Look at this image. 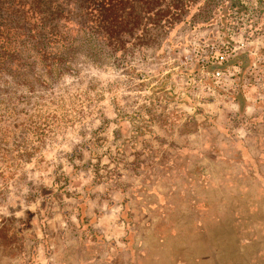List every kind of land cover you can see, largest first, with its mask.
Segmentation results:
<instances>
[{
	"label": "rangeland",
	"instance_id": "1",
	"mask_svg": "<svg viewBox=\"0 0 264 264\" xmlns=\"http://www.w3.org/2000/svg\"><path fill=\"white\" fill-rule=\"evenodd\" d=\"M240 3L119 57L0 43V264H264V0Z\"/></svg>",
	"mask_w": 264,
	"mask_h": 264
},
{
	"label": "trees",
	"instance_id": "2",
	"mask_svg": "<svg viewBox=\"0 0 264 264\" xmlns=\"http://www.w3.org/2000/svg\"><path fill=\"white\" fill-rule=\"evenodd\" d=\"M210 7L227 16L242 6L240 0H0V43L48 58L55 45L71 46V35L91 33L119 57L196 15L207 17Z\"/></svg>",
	"mask_w": 264,
	"mask_h": 264
},
{
	"label": "crops",
	"instance_id": "3",
	"mask_svg": "<svg viewBox=\"0 0 264 264\" xmlns=\"http://www.w3.org/2000/svg\"><path fill=\"white\" fill-rule=\"evenodd\" d=\"M245 98H246L247 102H249V105H247V107L245 109V114L248 117H251L254 114H261L262 113L261 109L257 108V106L254 104V101L252 100L251 97H249L248 95H246ZM93 195H94V197L89 200L88 204H86L87 205L86 213H87V216H89V217H91V215L94 214V212H95L96 209H97V211H103L104 202L102 203L101 208H99L100 210L98 208H95L96 206H93L92 203L95 202V200L97 199V197H99V198H101V200L103 199V201H105L104 196L106 195V192H102L100 194V192L98 190V192H96ZM102 219H105V217L100 216L99 218H97V220L95 221V223H93L94 226L92 225L95 228V230L98 231V233H99V231H101L102 233H105V236L106 235L107 236L108 235H111L110 238H115V236L124 237L123 235H126V232L124 230L125 228L124 227H120V226H119L118 229H115V228L112 229V232H111V230H98V225H99V223L101 224L100 221ZM117 222L119 223V221H117ZM124 240L125 239H123V241ZM56 249H58V253H57V264H66L63 261V257L65 255V254H63L64 253V250H65L64 244L61 246L60 249L59 248H56ZM98 256L95 257V258H91V261H87L85 264H94L96 262H103V258H101V257L99 258ZM112 259H114V258H111L110 260H108V258H107V259H104V261H110L109 262L110 264H115L116 261L115 260L112 261ZM75 262L77 264H79L78 259ZM133 263H134V258H132V256H130V259L127 261L126 264H133Z\"/></svg>",
	"mask_w": 264,
	"mask_h": 264
},
{
	"label": "built area",
	"instance_id": "4",
	"mask_svg": "<svg viewBox=\"0 0 264 264\" xmlns=\"http://www.w3.org/2000/svg\"><path fill=\"white\" fill-rule=\"evenodd\" d=\"M220 58H221V61H222V60H224V56H221ZM220 75H221V73H220V72H217V73H216V76H218V77H219Z\"/></svg>",
	"mask_w": 264,
	"mask_h": 264
}]
</instances>
